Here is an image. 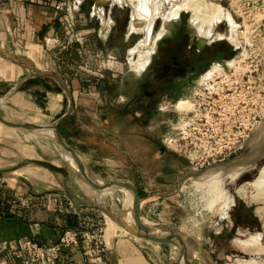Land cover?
Segmentation results:
<instances>
[{
  "label": "rangeland",
  "instance_id": "374dc122",
  "mask_svg": "<svg viewBox=\"0 0 264 264\" xmlns=\"http://www.w3.org/2000/svg\"><path fill=\"white\" fill-rule=\"evenodd\" d=\"M180 1L182 0L163 1L161 11L164 14L168 13L173 8V4ZM195 1L201 8H205L207 5L213 6L214 9L209 8V12L215 11L219 5L230 14L229 18H224L226 22L224 21L221 27L222 30L226 27V40H223L226 42L227 52L226 72L221 74L222 70L218 68L222 67L215 65L208 73L210 75L209 78L212 80H216L219 75L220 78L225 79L226 83L222 82L213 86V82L205 83L206 78H203V81L187 88L183 92L180 101H178L177 108L172 107L174 111H167L164 117H160L159 114L151 118L147 127L151 133L150 137L142 134V128H139L140 133L135 132L136 139L143 135L146 139L145 141L150 140V145L148 142V146L130 142L128 144L132 145V148L131 146L128 147L125 156L120 158L109 156L105 158L102 155H91L87 161L90 164H98L103 173L111 177V180L127 182L136 189L139 202L138 213L144 219L152 223L170 226L188 235V237L205 248H209L211 237L216 234L220 227L218 222L238 214V209L231 207L233 205L230 204L229 197L233 196L237 204L244 202L245 198L238 192V188L242 185L246 187L247 195L255 192L256 189L252 184L259 178L260 170L264 166V156L258 162V169L248 173L250 174L249 177L244 178L239 183L229 177H225L222 180L224 198H229L228 204L230 205L227 204V206H224L223 200H217L212 207L209 206L211 198L206 194L204 196L202 190L196 187V178H183V176L191 168L188 158L194 155L198 147L194 145L195 141L198 143L201 140L200 135V138H195L194 136L195 126L202 127L200 130L204 134L203 139L205 137L211 138V134L214 137L218 126L224 121H226L227 130L231 132V137L233 136L232 130H240L243 134H246L243 146L226 160L243 152L247 153L251 145L250 156L255 155V143H258L261 137L264 139V135L261 134L259 136V128L262 124L264 125V0ZM126 3L124 0H82L81 5L73 10V16L77 22L76 28L82 30L86 28L91 33L89 31L81 43H72L75 48V54L68 59L62 57L61 54H56L57 57L54 58L56 62L55 69L56 72H59L56 79L47 78L42 84H35L32 81L33 84H30L38 87H33L25 94L10 92V88H7L8 86H3L0 89V108L7 114L23 120L44 124L53 122L66 110L68 101L64 88L68 87L64 79L68 81L70 76L90 78L92 84L95 83V79L99 82L104 80L102 84L104 87H109V89L111 86H115L116 91L121 94L119 100L115 98V103L124 100L126 102L127 99L131 98L133 95L132 87L135 85L136 76L138 75V65H141L147 59L156 34L154 33L152 36L150 35L151 38L150 36L147 38V29H145L147 22H145V25L141 24L144 27L138 26V29L131 34L128 41L123 40L121 36L127 29L130 12L132 18V6L130 3ZM133 3H136V1ZM110 5L113 7L114 16L112 15V17L108 14V17L101 16L99 12L107 11ZM97 6L100 8L97 9ZM189 11L187 14L190 16V14H193V10ZM164 14L160 16L164 18ZM199 16L200 18L204 16L203 12ZM112 18L113 20L115 19L116 24L112 30L113 38L109 39L108 31H110L109 26ZM79 19L81 21L85 19L86 24L79 23ZM159 23H161L160 18L157 19L156 24ZM219 35L222 36L221 33ZM140 40L143 45L138 47L137 43ZM229 40L236 45V49L231 47L233 45H231ZM132 47H135L136 51H134L135 48L129 50ZM223 75H226V77L224 78ZM106 78H109L110 81L115 79L116 82L108 83L105 81ZM39 86H48L49 89H55L54 91L63 93V107L59 112L51 113L44 109L48 99L42 94H35ZM206 86L211 92L219 91L218 94L213 93L214 97L217 98L214 104L209 102L210 98L207 97V100L202 98L208 93ZM86 92L88 90H83L82 95L86 94ZM100 100L102 98L100 99L99 97ZM186 104H188V107H186ZM7 128L11 127L7 126ZM13 130L23 132L24 136L29 140L38 141L48 153V155L43 156L44 162L50 164V161H53L56 164H60L59 168L63 169L62 165L64 164L61 161V155L50 139L41 134L18 128ZM154 132L159 134V139H154ZM119 133L117 127L112 125L109 127L108 132H105L104 137L109 140L110 145L114 148L117 145L120 150L126 151L124 137ZM164 145L170 151L164 150ZM261 152L263 151L261 150ZM217 163L209 165L208 161L202 160L199 163V167H201L199 169H207ZM103 190L105 191L104 193L102 192L103 195L98 199L97 205L106 207L108 211L115 215L122 213L126 221L131 224V218L134 219L131 205L133 195L129 201L127 198L128 192L125 189L106 187ZM248 204L256 207L257 215L254 216L255 221L260 226V229H263L264 233V200L248 202ZM260 206L263 213L262 211L261 213L257 212V208ZM98 210L102 213L103 227L105 230L107 228V234H109L110 230L116 229V226L111 223L112 221L107 213L100 208ZM228 210L230 217L226 215ZM118 230L125 234H131L124 228H118ZM260 234L261 237L257 245L264 249V237L261 241L262 233ZM138 240L144 242V239L138 238ZM150 242L156 246L157 252H160L163 264H178L176 248L171 244L156 241ZM240 248L245 251L242 247ZM262 254H264V250ZM262 256L260 259L254 257L235 259L231 252H224L219 254L214 260H217L216 264H236L239 260L254 259L256 261H264V255ZM199 258L201 259L196 246H190V264H202L204 261L202 259L203 262H201ZM204 264L206 263L204 262Z\"/></svg>",
  "mask_w": 264,
  "mask_h": 264
},
{
  "label": "crops",
  "instance_id": "0c3cea01",
  "mask_svg": "<svg viewBox=\"0 0 264 264\" xmlns=\"http://www.w3.org/2000/svg\"><path fill=\"white\" fill-rule=\"evenodd\" d=\"M54 1L0 0V89L8 86L10 92L25 94L33 87H38L30 84L34 80L35 84H42L47 78L56 79L59 74L55 69L56 54H61L65 59L75 54L72 44L64 47L66 36L61 18L53 6ZM81 1L74 0L76 4H81ZM78 21L86 24L85 19ZM89 31L86 28L81 30L85 35ZM103 81L95 79L92 84L90 78L70 76L68 81L64 79L68 87L64 88L68 102L58 126L85 166L91 172L110 179L98 164L87 161L89 156L120 158L126 155L129 146L132 148L128 143L137 142L141 146H148L150 141H145L144 134L135 138L137 127L134 120L137 118H134L135 114L129 108L128 99L115 103V98L119 100L121 94L112 86L110 89L105 88ZM105 81L116 82L109 78ZM85 89L88 92L82 95ZM54 90L48 86H39L34 90L35 94L46 96L48 101L44 109L51 113L59 112L63 107V93ZM99 97L102 100L99 101ZM112 125L124 137L126 151L120 150L117 145L114 148L104 137ZM7 126L0 124V200L3 202L0 206V240H15L27 235L44 242L56 241L61 231L69 228L66 227L65 216L56 212L48 201L39 204L27 202L40 195L62 193L78 207L98 209V199L105 190L87 183L65 165L60 169V164L44 162L43 156L48 153L38 141L29 140L23 132L13 130L15 128L12 126L8 129ZM142 129L144 133L145 129ZM102 241L105 252L100 257L92 251V245H83L68 254L67 264H163L154 244L145 239L142 242L132 234L120 232L118 228L110 230L109 234L106 228Z\"/></svg>",
  "mask_w": 264,
  "mask_h": 264
},
{
  "label": "flooded vegetation",
  "instance_id": "af4514ba",
  "mask_svg": "<svg viewBox=\"0 0 264 264\" xmlns=\"http://www.w3.org/2000/svg\"><path fill=\"white\" fill-rule=\"evenodd\" d=\"M96 8L98 9L100 7L97 6ZM112 10L113 7L110 5L107 11L98 12L101 16L108 17V15H113ZM189 10L190 9L179 10L178 13L171 18L166 16L162 18L160 15L163 14V12L161 11V14L157 15L154 19L150 35L152 36V34L155 33L156 36L154 37L152 49L148 54L147 59L142 63L143 65H138V75L136 76L135 85L132 87L133 95L128 99L129 108L135 114L134 118H137L134 120L135 126L138 128H136L137 133H140L139 128H144L145 131L142 134H146L150 137L151 133L148 131L147 127L151 118L159 114L160 117H164L167 111H174L172 107L177 108L176 105L182 98L183 92L187 90V88L195 86L203 81V78H206L205 82H213V86L216 84L219 85V83L222 82L226 83L225 79L220 78L219 75L216 80H212L209 78L210 75H208L209 71L215 65L222 67L221 74L226 72L227 52L226 42L223 41L226 40V27L224 29L225 31L221 29L225 20L223 19L213 26L202 27L204 29L203 31L208 30L211 33L209 36L201 37L197 30L198 27H196L198 24L197 20L193 19V14H190V16L187 14L190 12ZM129 17L130 19L127 29L121 36L124 41H128L131 34L136 31V29H131L130 27L131 12ZM159 18L161 19V23L156 24L157 19ZM110 22L111 25L109 26L110 31H108V35L109 39H112V30L114 29L116 22L113 18ZM215 31L217 34L216 36ZM219 33H221L222 36L219 35ZM141 40L137 43L138 47L143 45V43H140ZM230 43L233 45L231 47L236 49V45L233 44L232 41ZM133 48L135 47H132L129 50ZM228 50H230V48H228ZM134 51H136V48ZM134 51L131 54L132 57ZM223 76L224 78L226 77V75ZM207 79L210 80L207 81ZM114 88L116 87L112 86V89ZM207 92L210 102L217 100L213 93L217 94L218 91ZM153 135L155 140L159 139V134L154 132ZM164 150L170 151L165 145ZM169 153L174 154L173 152ZM222 162H226V160L220 161L219 163ZM249 175L250 174H246L242 180L249 177ZM231 204L233 205L231 207H236V209H238V214L231 216L229 215L228 210L226 215H229V217L231 216V218L218 222L220 227L216 234L211 237L210 247L205 248L200 243L194 241V246H196L199 253L201 252L200 254L204 259L207 258L206 260L209 262L211 261L210 264H216L217 260L214 259L224 252H231L235 259H249L252 257L260 259L263 257L262 255H264L248 254L237 244L238 238H248L250 237V234L256 232L262 233L261 241L263 240V229H260V226L255 221L254 217L257 215L256 207L248 204L245 200L244 202L237 204L235 198L234 203ZM260 233L258 234L261 237ZM200 260L203 262L202 258ZM202 264H204V262Z\"/></svg>",
  "mask_w": 264,
  "mask_h": 264
},
{
  "label": "built area",
  "instance_id": "2783aa9c",
  "mask_svg": "<svg viewBox=\"0 0 264 264\" xmlns=\"http://www.w3.org/2000/svg\"><path fill=\"white\" fill-rule=\"evenodd\" d=\"M80 5L76 4L74 0L70 2L55 0L53 2L56 14L61 18L62 30L66 36L64 47L72 43H81L84 39L85 34L81 32L82 29L76 28L77 22L73 16V10ZM206 87L207 91H210L208 86ZM218 96L220 97V95ZM207 97V95L202 96L206 100ZM212 103L214 104L215 100ZM195 129V138H200V135L201 140L198 143L195 141L194 145L198 147L194 155L188 158L191 168L194 169L201 168L199 163L202 160L208 161L209 165H211V163L214 164L228 159L243 146L246 140V134H243L240 130H232L233 136L231 137V132L226 127V121L218 126L215 136L213 137V134H211V138H202L204 137L200 130L202 127L195 126ZM43 201L53 204L58 213L75 214L81 222L82 229L65 228L61 231L56 241L50 242H44L27 235L15 240H0V264H67V260H69L68 254L83 245L89 247L92 245V251L97 253L99 257L101 253L105 252V246L102 241V236L105 232L104 222L101 216L102 213L98 209L90 206L78 207L71 198L62 193H55L50 196L40 195L32 198L27 203L39 204Z\"/></svg>",
  "mask_w": 264,
  "mask_h": 264
},
{
  "label": "water",
  "instance_id": "95a60500",
  "mask_svg": "<svg viewBox=\"0 0 264 264\" xmlns=\"http://www.w3.org/2000/svg\"><path fill=\"white\" fill-rule=\"evenodd\" d=\"M64 115L60 116L53 122L50 123H37L32 121L23 120L14 116H11L4 112L0 108V121L6 125L12 126L14 128L22 129L25 131L33 132L36 134H41L48 139H50L56 146L60 147L66 154L67 157L61 155V161L66 168L74 172L80 178H82L87 183L95 186L97 189L102 190L106 187L110 188H121L128 190L132 193V211L134 214V223H129L126 219L120 215H115L116 222L124 228L126 231L130 232L134 236L145 239L148 241L156 242H165L169 243L172 246L178 248L176 252L177 263L178 264H190V246H194L195 242L188 235L160 223H152L143 219L142 216L138 213V194L136 189L129 183L121 180H111L106 179L102 176L97 175L94 172H91L83 162L81 156L75 151V149L67 142L62 133L58 128V123L62 120ZM51 130L52 133H48ZM251 146H249V151L247 153L243 152L240 155H237L226 162L217 163L207 169H194L190 168L183 176V178L194 177L199 179L212 170L225 169L226 172L234 169L236 166H242L243 170L240 171L234 178L236 182L242 180V178L250 173L251 170L258 169V162L264 156L263 152L260 154L250 156ZM101 210L105 213H108V209L102 206H99ZM178 254V255H177Z\"/></svg>",
  "mask_w": 264,
  "mask_h": 264
},
{
  "label": "bare ground",
  "instance_id": "6f19581e",
  "mask_svg": "<svg viewBox=\"0 0 264 264\" xmlns=\"http://www.w3.org/2000/svg\"><path fill=\"white\" fill-rule=\"evenodd\" d=\"M125 1H127L128 3H131L133 6L132 18H131V24H130L131 29H138V26L144 27L145 22H147L145 29H147L146 32H147V38H148L150 36L155 17L157 15L161 14V4L163 3V0H125ZM134 1H136V3H133ZM182 8L193 10V19L197 20L198 24L196 25V27H198L197 30H198V33L201 37L202 36H209V34L211 33L208 30L203 31L204 29L202 27L213 26L217 22H219L220 20H222L224 18L225 19L229 18V15H230L228 12H226L225 9H223L219 5L217 6V9L215 11L213 10V11L209 12L208 9L209 8L214 9L213 6L211 7L210 5H207V6H205V8H201V6L195 0H182L176 4H173V8L168 13H166V14L163 13V14H164V16L171 18V17L175 16L178 13V11L181 10ZM202 12L204 15V16H202L203 19H202V17L200 18V16H199L200 14H202ZM141 24H144V25H141ZM235 34H236V32H235ZM232 41H233V39H232ZM218 69L222 70V68H218ZM186 107H188V104H186ZM48 133H52V131L49 130ZM261 134L264 135V125L263 124L259 128V136ZM252 141H253V139H252ZM255 144H254L255 145L254 150H256L255 155H257L261 152V150L263 151V149H264V139L261 137V140ZM56 148L58 149V151L61 155H63L64 157H67V154L60 147L56 146ZM242 170H243L242 166H236V167H234V169L230 170V172H226V168L225 169L212 170L211 172H209L205 176H203L199 179H196L195 184H196L197 188H200L202 190L203 195L204 194L209 195V197L211 198L210 203L208 204L209 206L212 207V205L217 200H221V201L223 200L224 201L223 203H225L224 206H227V204L229 203V198H230L231 203H234V199H233V196H230L229 198H224V192H223L224 189H222V182H223L222 180L225 177H229L232 179ZM260 172L261 173L259 175L258 180L254 181L252 184V185H254V187L256 189L255 192L252 191L253 193H251L250 195H247L245 186L242 185L238 188V192L242 195V197L245 198V200L247 202L264 200V166L261 168ZM126 191L128 192L127 198L130 201V199L132 197V193L128 190H126ZM222 197H223V199H222ZM207 199H208V196H207ZM230 204H228V205H230ZM224 206H222V207H224ZM261 211H262V208L260 206L259 208H257V212L261 213ZM262 213H263V211H262ZM107 214H108L110 220L112 221L111 223H113L114 226H116V228H122L116 222V218H115L114 213H112L111 211H108ZM134 219L131 218L132 223H134ZM259 237H260L259 234L256 233V234L250 235V237H248V238H238L237 244L240 247H242L245 251L251 253L252 255L253 254H255V255L256 254H262L264 249L261 246L257 245L259 243ZM173 247H174V245H173ZM174 248H176V250L178 251L177 247H174ZM200 249H201V247H200ZM200 257L203 259V261L206 264H210L211 261L209 262L208 260H206L207 258L204 259V257H202L201 254H200ZM236 264H264V261H256L254 259L239 260V261H237Z\"/></svg>",
  "mask_w": 264,
  "mask_h": 264
},
{
  "label": "trees",
  "instance_id": "16d2710c",
  "mask_svg": "<svg viewBox=\"0 0 264 264\" xmlns=\"http://www.w3.org/2000/svg\"><path fill=\"white\" fill-rule=\"evenodd\" d=\"M40 95H41V93H40ZM1 190H2V188H0V192H1ZM4 192L6 193V191H4ZM9 196H10V198H13L11 195H9ZM0 198H1V196H0ZM1 205H3V202L0 200V206ZM61 215H64L65 216V219L67 220V226L66 227H69V228H72V229H75V230H81L82 229L81 222H80L79 218L75 214H73V213H65V214H61Z\"/></svg>",
  "mask_w": 264,
  "mask_h": 264
}]
</instances>
